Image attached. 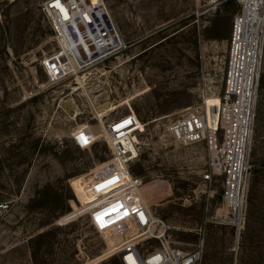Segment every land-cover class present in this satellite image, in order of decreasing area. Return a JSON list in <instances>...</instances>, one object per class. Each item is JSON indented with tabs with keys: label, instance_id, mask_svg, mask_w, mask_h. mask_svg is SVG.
<instances>
[{
	"label": "rangeland",
	"instance_id": "rangeland-1",
	"mask_svg": "<svg viewBox=\"0 0 264 264\" xmlns=\"http://www.w3.org/2000/svg\"><path fill=\"white\" fill-rule=\"evenodd\" d=\"M42 1L0 0V264H84L114 243L74 212L110 158L101 123L129 112L143 124L131 171L172 238L184 248L204 239L201 264H264V40L235 214L226 172L204 178L208 142L177 143L166 132L206 102L217 111L235 1L104 0L127 48L53 85L41 67L56 47ZM81 125L98 136L87 150L71 139Z\"/></svg>",
	"mask_w": 264,
	"mask_h": 264
},
{
	"label": "built area",
	"instance_id": "built-area-1",
	"mask_svg": "<svg viewBox=\"0 0 264 264\" xmlns=\"http://www.w3.org/2000/svg\"><path fill=\"white\" fill-rule=\"evenodd\" d=\"M236 10L230 16L226 65L222 91L216 97V112L208 104L190 109L168 124L166 132L174 142H208L210 169L204 178L226 172L231 166L236 140V123L250 108L257 43L264 40V0H234ZM56 47L42 58L46 82L56 84L117 56L126 41L113 24L104 0H43L40 6ZM110 158L103 170L85 182L89 202L75 210L86 215L96 231L112 239L96 261L84 264H201L204 239L187 248L176 242L166 223L146 202L140 179L131 171L140 156L139 134L143 124L133 113L101 123ZM222 131V144L216 149V134ZM95 131L85 125L76 128L71 139L80 150L91 148ZM227 183V182H226ZM226 193V187H225ZM4 208L0 204L1 209Z\"/></svg>",
	"mask_w": 264,
	"mask_h": 264
},
{
	"label": "bare ground",
	"instance_id": "bare-ground-1",
	"mask_svg": "<svg viewBox=\"0 0 264 264\" xmlns=\"http://www.w3.org/2000/svg\"><path fill=\"white\" fill-rule=\"evenodd\" d=\"M216 1V0H214ZM264 29V27H262ZM260 43V42H259ZM259 43H257V51ZM256 57L257 53L254 56L253 62V69H256ZM251 105V104H250ZM249 109H245L244 112L241 114V119L239 122L236 123L235 127V143L234 148L232 150V157H231V166L229 170V175L226 183V193H225V201L226 205L229 207L230 212L232 214L236 213L237 208V201H238V190H239V180H240V169L243 162V155H244V145L246 139V132H247V122H248V115Z\"/></svg>",
	"mask_w": 264,
	"mask_h": 264
},
{
	"label": "crops",
	"instance_id": "crops-1",
	"mask_svg": "<svg viewBox=\"0 0 264 264\" xmlns=\"http://www.w3.org/2000/svg\"><path fill=\"white\" fill-rule=\"evenodd\" d=\"M229 22H230V20H229ZM228 29H229V23H228ZM227 35H228V32H227ZM248 244V243H247Z\"/></svg>",
	"mask_w": 264,
	"mask_h": 264
},
{
	"label": "water",
	"instance_id": "water-1",
	"mask_svg": "<svg viewBox=\"0 0 264 264\" xmlns=\"http://www.w3.org/2000/svg\"><path fill=\"white\" fill-rule=\"evenodd\" d=\"M238 232H239V230H238Z\"/></svg>",
	"mask_w": 264,
	"mask_h": 264
}]
</instances>
